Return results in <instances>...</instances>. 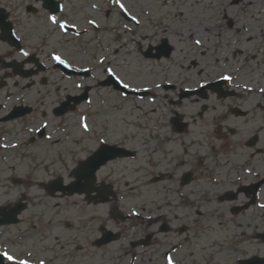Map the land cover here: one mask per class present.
I'll use <instances>...</instances> for the list:
<instances>
[{
    "label": "flooded vegetation",
    "instance_id": "obj_1",
    "mask_svg": "<svg viewBox=\"0 0 264 264\" xmlns=\"http://www.w3.org/2000/svg\"><path fill=\"white\" fill-rule=\"evenodd\" d=\"M211 1L214 9L221 13L220 0ZM254 3L255 0H231L230 6L224 7L222 14L227 29L235 35L236 44L239 45L238 39L243 34L247 36L246 45L249 46L245 53L235 51L237 61L239 56L245 55L243 61L245 69L238 73L233 72V80L240 79L245 72L248 73L247 77L256 74L258 68L264 66V26L262 25L264 18L262 23L258 19L260 9L264 10V0H261L259 8ZM20 7L14 5L11 0H0V9L4 10L0 11V16L3 18L0 20V120L13 113L16 106H28L23 103L24 100L21 103H14V93L17 90L25 93L27 89H35L34 93L39 94L38 97H34L32 115L40 106H47L50 109L48 111L53 115L52 113L62 105L67 96L76 95L67 92L68 88L63 85L62 79L67 78L59 70H54L52 65L45 64L51 61L48 54L43 51L39 53L34 49L28 57L20 53L19 56L13 44L3 38V31H6L10 24L21 37L28 31L23 25L25 21L19 14ZM225 12L228 14L227 17ZM166 32V36H162L157 43L146 45V48H143L140 42L137 43L138 51L144 59L150 60L145 55L149 47L152 49L151 54H157L154 49L164 39H168L173 46L168 60L173 57L178 44L172 43L171 37ZM151 34L153 39L157 38L158 33ZM149 38L141 39L147 41ZM24 39L26 36L22 37V45L27 48ZM202 53L206 55L205 52ZM63 58L69 64L76 65L72 54L64 53ZM194 59L195 56L192 58L190 68L196 67ZM36 60L43 63L46 68L44 71ZM151 60L167 61L166 59ZM29 70L35 72L30 80L23 77L24 71ZM262 75L263 73L259 76ZM183 82L180 89L177 86L163 88L166 92L164 99L173 116L170 118V126L162 128H166L169 135L174 136L175 143H171L169 136L167 137L169 143L159 140L160 144L155 151L164 157L167 156V166H169L164 171L151 175L152 180L154 178L153 189L161 196L160 201L153 200V203L145 209L137 207L131 201L137 190L138 194L139 190L147 187L148 184L138 186L135 183H128L127 178L131 176H128L127 171L122 176L118 175L125 170L119 168L125 163H134L141 156L136 149L126 144L125 138L118 141L107 140V144L126 148L133 154L131 157L112 160L101 168L97 173V181L92 185L93 192L90 197L74 196L71 199L78 200L63 204L62 201L68 200L67 197L59 194L51 196L46 192L47 187L42 186L44 194L31 195L26 192L15 200L0 204V212L3 208L9 212L20 205H25L23 212L17 217V223L0 226V253L7 251L17 259H29L31 264H40L41 260L45 264H80L82 259L92 254L96 257L103 256L102 264H168L169 256L172 257L173 264H218L220 261L216 256L217 253L204 256L196 250L199 246L196 241H199L200 233L203 237L206 231L202 224L205 213L201 212L194 203L211 200V196L220 203H231L230 211L234 224L241 226L246 224V227H251L253 223H258V226L264 225V208L260 207L264 205V185L254 200L252 194L247 195L244 191L264 182V126H248L255 117V109L253 104L251 105L254 94L246 92L243 95L235 90V93L230 94L228 98L209 95L206 101L214 97L217 103L224 106L225 113L222 116L210 117L211 124L215 125L217 118L220 119L221 124L201 126L199 129L203 133L200 134L199 129L191 124L171 126L173 118H181L174 108H182L184 104L183 101H179V96L183 87L189 82L186 80ZM24 93L22 95L25 98ZM168 93L172 95L176 93L175 98L170 97ZM194 99L200 101L199 98ZM261 107L264 111L263 105L256 106L257 109ZM203 109L204 111L198 114L201 119L209 111L210 116L217 112V107L204 105L201 110ZM46 111H42V116H47ZM58 118L60 121L64 120L66 126H72L68 113ZM263 120L264 117H260V121ZM232 121H240L243 126H232ZM9 127L0 126V144L14 141L23 143V150L28 153L25 157L33 156V148L56 144L59 146L61 143L60 138H54L53 127L50 126L42 132L41 137L29 132V128L36 126H23L22 132L20 130L15 132ZM211 128H213L212 136H208L206 133ZM47 135L52 139H46ZM89 142L92 145L88 147L87 156L101 146L98 139L90 138ZM169 144L177 145L179 148L183 146V154L187 158L174 163L173 158L178 152L166 150L165 147ZM60 154L58 152V158ZM156 178L159 179L157 182ZM160 184L164 185L158 187ZM33 188V185L27 187L28 191ZM97 208H102V211L96 213L94 209ZM193 208H196L195 215L199 216L198 218H194ZM96 217H98L97 224L94 221ZM198 226L203 227V230L199 231ZM196 232L199 235L194 234L191 237V234ZM176 241L178 242L175 243ZM193 245V252L187 255L186 250ZM28 253H31V256H28ZM121 259L127 262H121ZM0 264H10V262L2 260Z\"/></svg>",
    "mask_w": 264,
    "mask_h": 264
},
{
    "label": "rangeland",
    "instance_id": "obj_2",
    "mask_svg": "<svg viewBox=\"0 0 264 264\" xmlns=\"http://www.w3.org/2000/svg\"><path fill=\"white\" fill-rule=\"evenodd\" d=\"M12 1L14 4L21 2V0ZM22 1L30 3L32 0ZM66 1V13L63 18L70 19L69 17L72 16V21L78 25L79 30L84 32L81 36L73 37L71 41H64L60 32H53L55 26L50 25L47 20L39 25L31 23L30 27L28 23L24 22L28 28L27 35L31 43H38L41 38L48 39L49 51L59 49L66 54L70 53L75 58L77 65L81 67L91 65L98 68V73L95 74L97 80L104 79L106 77L105 69L111 68L132 88L153 87L167 82L183 85V80L189 82L186 83V86L195 87L202 81H212L223 73L228 75L233 73L245 58V55L239 56L238 62L234 61L235 51L245 53L246 48L249 47L246 45V40L244 42L241 40L242 38L238 40L239 45H237L234 39L235 35L227 29V25L224 23L222 16L224 7H229L231 0L219 1L222 7L221 13L214 9L211 0H121V3H124L128 8L129 13L140 20V24L137 26L134 22L133 24L127 22L122 17L118 5L113 2L108 3L110 0ZM254 4L259 8L261 0H255ZM92 7H95L94 10ZM263 18L264 10L260 9L258 19L261 23ZM91 20H94L95 24L89 23ZM206 25H214L213 30L205 32ZM262 25L264 26V23ZM96 27L97 30H95ZM125 27H129L130 31ZM190 31L195 32L196 38H201L202 43L198 47L189 35ZM165 32L171 37L169 38L172 43L178 44L173 57L167 61L157 62L144 59L138 52L137 45L132 42L133 39L141 40L143 48H146V45L157 43L162 36H166ZM151 33H158L157 38L153 39ZM242 36L243 34L240 37ZM140 37L150 38L143 41ZM203 45H206L205 56L202 53ZM194 56L196 67L190 68ZM102 59H105L103 63H101ZM186 59L188 61H185ZM242 69L245 68L242 67ZM262 73L263 75L259 76ZM247 74V72L242 73L240 80L236 83L239 85V89H243L242 92L251 89L256 93L252 95L251 103L255 109V117L252 124L248 126H264V120L260 121V117H264V111L262 107L261 109L256 108L258 104L264 106V92L259 91L264 88V66L258 68L256 74H250L248 77ZM67 84V92L79 95L83 91V88H75V82ZM85 84L94 85L93 89H95L96 82L89 81ZM155 93L158 95V99L156 104H152L155 101L146 99L139 101L136 98L124 100L113 89L98 88L91 94L92 104H83L75 116L69 115L73 118L74 125L69 129L72 137L67 141L68 143L64 144L65 135H61L63 141L60 140L59 146L56 144L50 147L47 145L38 147L39 149L33 148L32 157H25L22 152L17 155L9 154V152L0 153V159L1 155L6 156L4 161L0 160V204L15 200L26 192L31 195L44 194L42 184L59 175L67 181L70 180L69 172L75 164L76 156L85 157L82 155H86L88 147L92 145L89 139L94 137H89L90 133L86 134L83 131L81 117L86 118V122L94 133L104 135L109 141L125 138L126 144L139 152L140 159L134 163L123 164L119 170L122 168L125 170L118 174L122 176L127 171L128 176H131L127 178L128 183H135L138 186L148 184V188H141L138 194L137 190L131 201L142 209L147 208L150 203H153V200L160 201L161 196L157 195L150 180L153 175L164 171L169 166H167V156L164 157L155 151L160 144L159 140L169 143L167 137L170 136L171 143L175 142L174 136L169 135L166 128H162L170 126L169 120L173 116L164 99L166 93H163L161 89L156 90ZM175 94L168 93L172 98H175ZM194 100L185 101L182 108H174V110L184 115L191 126H196L197 129L201 126L221 124L219 118L215 125L210 122V117L222 116L225 113L224 106L217 103L214 97L207 102ZM204 105L217 107V112L210 116L209 111L202 119L199 118L198 114ZM44 110L50 109L47 106H40L36 109L35 114L40 116ZM48 112L50 113V111ZM50 116L51 114H49ZM76 116L77 119H74ZM34 118L29 117L28 122H34ZM38 118L39 125L43 119ZM28 122L23 120L5 124V126H10L9 128L15 132L19 130L22 132L23 126H34ZM231 125L241 127L243 123L232 121ZM212 130L213 128L208 129L206 134L212 136ZM202 133L200 131V134ZM165 148L171 152H178L177 156L173 158L174 163L187 158L184 157L183 146L179 148L177 145L169 144ZM58 152L63 153V157L58 158ZM200 154L204 155V153ZM34 172L35 174H33ZM164 184H160L158 187ZM28 185H33L34 188L28 191ZM39 198H44V196H39ZM210 198L211 200L206 197L207 200L194 203L201 212L205 213V220L202 224L206 231H204L203 237L200 233L199 241H196L199 245L196 250L204 256L217 253L216 256L221 264L234 263L237 258L264 256V243L255 237L257 233L263 232L264 225L258 226V223H253L251 227H246V224L244 226L236 225L232 221L231 203H220L212 196ZM62 203L65 204L66 201L63 200ZM94 210L98 213L102 211V208ZM92 212L94 211L92 210ZM195 213L196 208H193L194 218H198L199 216ZM97 218L94 220L95 224H97ZM198 229L201 231L203 227L198 226ZM194 234L199 235L196 232L191 234V237ZM193 250L194 245L185 253L189 255ZM103 260V256L96 257L92 254L82 259L80 264H102ZM121 262L126 263L127 261L121 259Z\"/></svg>",
    "mask_w": 264,
    "mask_h": 264
},
{
    "label": "snow or ice",
    "instance_id": "obj_3",
    "mask_svg": "<svg viewBox=\"0 0 264 264\" xmlns=\"http://www.w3.org/2000/svg\"><path fill=\"white\" fill-rule=\"evenodd\" d=\"M112 2L114 4H116V5H118V7L121 9V11L125 15L130 16L132 20L136 21V23L139 24V20H137L136 16H132L129 13L128 8L125 7L124 3H121V0H112ZM180 15H183V13H180ZM227 16H228V14H227V12H225V17H227ZM49 19L51 20V22L53 24H57L58 23L57 17L54 14L50 15ZM89 23L95 24V21L91 20V21H89ZM58 26H59V28L62 31H65V32L67 31L66 23L59 22ZM213 27H214V25H206L205 28H204V31L205 32H211L213 30ZM165 31H167V29H165ZM189 35L194 39V42H195L196 45H201L202 40H201V38H196L195 32H191L190 31ZM24 55H28V54L24 53ZM52 59L57 61L60 64H64V65L67 66V62L64 59H62L59 55L53 54L52 55ZM86 71H88V70L86 69ZM106 71L108 72L109 75L113 76L123 88L130 89L131 86L128 83H125L124 81L120 80V78L116 76V74L112 71L111 68H108ZM220 79L221 80L231 81L232 80V76L221 75ZM77 87H84V85H77ZM157 87H160V85H157ZM201 87H206V85L202 84ZM249 91H251V89H249ZM259 91L260 92H264V88L259 89ZM125 95H127V94L125 93ZM90 102L91 101H89V103ZM81 126H82L83 131L85 133L91 132V129L89 128V125L86 122V118L85 117H81ZM48 127H49V125L47 123H44L42 126L37 127L35 130L36 131H42V130H46ZM30 131H31V129H30ZM46 139L51 140L52 137L48 136V137H46ZM99 143L101 145H106L108 143V141L100 139ZM13 147H16V145H13ZM83 167L86 168V167H88V165L85 164V165H83ZM96 170H98V169H94V171H96ZM260 207L264 208V205H260ZM133 215H139V214L138 213H133ZM28 256H31V253H28ZM2 260H6V261L10 262V264H31V261L29 259H17L15 256H13L12 254H10L7 251H4V252L0 253V261H2ZM167 260H168V264H173V260H172L171 256L167 257ZM40 264H45V262L43 260H41Z\"/></svg>",
    "mask_w": 264,
    "mask_h": 264
},
{
    "label": "water",
    "instance_id": "obj_4",
    "mask_svg": "<svg viewBox=\"0 0 264 264\" xmlns=\"http://www.w3.org/2000/svg\"><path fill=\"white\" fill-rule=\"evenodd\" d=\"M51 2H52L51 0H45L46 5H47V4H50ZM85 97H86V95H85ZM85 97L82 98V99L80 98V99H79V103H80L83 99H85ZM105 161H106V158H103V155H102V153L100 152V153L97 154L94 158H92L91 161H88V162L83 163L81 169H84V168H85V167H83V165H85V164L89 165L90 162H93V163L95 164L96 167H99V166L102 165ZM90 164H91V163H90ZM87 174H88V173L83 174V173L81 172V173L77 174V178H78L79 180L84 179V178L87 177ZM87 178H88V179H91V175L88 174V177H87ZM76 186H77V184L74 185V186H71V187H70V189H69L70 194H72V193H74V192H76V191H78V192H82V191H84V190H81V189H79V188H76ZM241 264H264V260H262V259H258V258H254V259H252V260H250V261L242 262Z\"/></svg>",
    "mask_w": 264,
    "mask_h": 264
}]
</instances>
